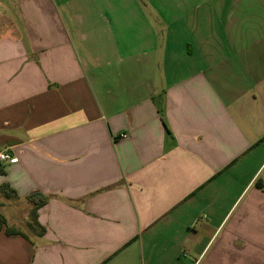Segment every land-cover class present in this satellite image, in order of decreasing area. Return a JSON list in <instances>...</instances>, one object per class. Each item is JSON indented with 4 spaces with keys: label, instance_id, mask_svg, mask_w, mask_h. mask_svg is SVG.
<instances>
[{
    "label": "crops",
    "instance_id": "obj_1",
    "mask_svg": "<svg viewBox=\"0 0 264 264\" xmlns=\"http://www.w3.org/2000/svg\"><path fill=\"white\" fill-rule=\"evenodd\" d=\"M161 4L0 0V264H264V0Z\"/></svg>",
    "mask_w": 264,
    "mask_h": 264
},
{
    "label": "rangeland",
    "instance_id": "obj_2",
    "mask_svg": "<svg viewBox=\"0 0 264 264\" xmlns=\"http://www.w3.org/2000/svg\"><path fill=\"white\" fill-rule=\"evenodd\" d=\"M172 1L175 3L178 0H171V2ZM140 2L142 3L145 12L152 19L154 24H156L158 28H161L162 25L163 30L161 31H167V18L169 17L170 13L167 12V8L161 11V2H167V0H140Z\"/></svg>",
    "mask_w": 264,
    "mask_h": 264
},
{
    "label": "trees",
    "instance_id": "obj_3",
    "mask_svg": "<svg viewBox=\"0 0 264 264\" xmlns=\"http://www.w3.org/2000/svg\"><path fill=\"white\" fill-rule=\"evenodd\" d=\"M1 190L4 192V191H6V190H9V185H3L2 187H1ZM32 200H34L33 198H32ZM46 201V199L45 198H43V200L42 201H37L38 203H44ZM5 225V221H4V219L2 218V217H0V229L3 227ZM6 233L8 234V235H16V234H18L15 230H13V229H11V228H6Z\"/></svg>",
    "mask_w": 264,
    "mask_h": 264
},
{
    "label": "built area",
    "instance_id": "obj_4",
    "mask_svg": "<svg viewBox=\"0 0 264 264\" xmlns=\"http://www.w3.org/2000/svg\"><path fill=\"white\" fill-rule=\"evenodd\" d=\"M121 137H126L127 134L122 133L120 134ZM11 158L10 154L6 151H0V162H5Z\"/></svg>",
    "mask_w": 264,
    "mask_h": 264
}]
</instances>
